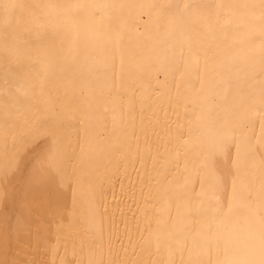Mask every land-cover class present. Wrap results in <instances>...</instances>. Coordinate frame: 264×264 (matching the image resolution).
Here are the masks:
<instances>
[{
	"label": "bare ground",
	"instance_id": "bare-ground-1",
	"mask_svg": "<svg viewBox=\"0 0 264 264\" xmlns=\"http://www.w3.org/2000/svg\"><path fill=\"white\" fill-rule=\"evenodd\" d=\"M262 3L0 0V264H259Z\"/></svg>",
	"mask_w": 264,
	"mask_h": 264
},
{
	"label": "snow or ice",
	"instance_id": "snow-or-ice-1",
	"mask_svg": "<svg viewBox=\"0 0 264 264\" xmlns=\"http://www.w3.org/2000/svg\"><path fill=\"white\" fill-rule=\"evenodd\" d=\"M262 7H264V3H262L261 5ZM5 9H7L8 7H16V5H4ZM185 7H188L187 5ZM209 264H211V262H209ZM217 264H231V262H220L217 261ZM259 264H264V235H262L261 237V259L259 261Z\"/></svg>",
	"mask_w": 264,
	"mask_h": 264
}]
</instances>
